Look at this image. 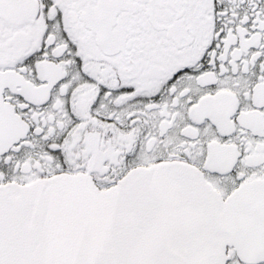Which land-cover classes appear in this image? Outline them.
<instances>
[{"label": "snow or ice", "instance_id": "6c2138e0", "mask_svg": "<svg viewBox=\"0 0 264 264\" xmlns=\"http://www.w3.org/2000/svg\"><path fill=\"white\" fill-rule=\"evenodd\" d=\"M0 264H264V0H0Z\"/></svg>", "mask_w": 264, "mask_h": 264}]
</instances>
